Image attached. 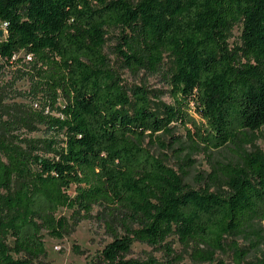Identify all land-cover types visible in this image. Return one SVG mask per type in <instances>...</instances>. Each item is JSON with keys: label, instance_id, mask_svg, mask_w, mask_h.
Masks as SVG:
<instances>
[{"label": "trees", "instance_id": "trees-1", "mask_svg": "<svg viewBox=\"0 0 264 264\" xmlns=\"http://www.w3.org/2000/svg\"><path fill=\"white\" fill-rule=\"evenodd\" d=\"M111 29L131 72L171 61L173 104L155 109L144 87H125L105 54ZM0 31V69L17 64L29 82L13 92L26 102L0 94V264H33L45 234L94 218L112 237L94 264H175L172 237L195 264H226L216 253L228 236L264 242V153L244 148L264 127V0H0ZM177 124L195 150L235 148L210 173L215 192L145 146ZM135 242L165 260L129 257Z\"/></svg>", "mask_w": 264, "mask_h": 264}, {"label": "rangeland", "instance_id": "rangeland-1", "mask_svg": "<svg viewBox=\"0 0 264 264\" xmlns=\"http://www.w3.org/2000/svg\"><path fill=\"white\" fill-rule=\"evenodd\" d=\"M241 29L235 28L233 36L230 39V44L239 43ZM118 36L120 30L111 29L107 35V43L105 54L108 58L109 65L114 69L120 79L123 81L127 89L135 86L144 87L148 96L152 101V106L155 109L162 110L163 105L173 104L171 97V88L168 83V78L172 69L170 60H165L161 69L156 73L142 70L133 73L128 70L122 61V57L117 51ZM14 59H21L27 62L30 57L24 52L18 53ZM1 63V62H0ZM4 68L0 69V94L8 96L6 103H20L23 98H15L14 91H25L29 88L27 79H16L17 64H3ZM12 87V89H11ZM11 89V90H10ZM26 102V101H24ZM31 137L40 138L43 136L41 132L33 133ZM159 141L154 139V142L146 140L145 146L155 156L165 160L166 164L181 173L184 169L185 174L183 179L186 185L196 190L207 189L215 192L220 184L219 181L210 179V173L213 167L218 164H227L236 162L238 159L235 148L227 147L217 151L204 152L195 150L187 136L185 128L179 124L174 125L173 136L158 135ZM244 148L248 152L261 151L264 153V127L260 130L257 138H254ZM101 211L100 207H94V215ZM68 215L69 212L66 211ZM256 229L260 228L257 223ZM112 240V237L107 233L105 223L96 218L84 220L79 223L75 231L63 239H54L47 234L44 236L47 255L34 261L33 264H94L100 255V252ZM167 241L172 242L173 248L177 254L182 255V260L175 264H195L191 256L192 250L184 249L177 238H169ZM232 243H236L238 248L247 252V255L242 264H250L263 257L264 242L260 244L256 240V236L246 233L244 236L230 235L227 237L225 247L217 251L216 258L223 260L226 264H236L234 261V249ZM156 257L164 261V253L160 248L151 247L145 243L135 242L132 246V252L129 257L144 259L147 257Z\"/></svg>", "mask_w": 264, "mask_h": 264}, {"label": "water", "instance_id": "water-1", "mask_svg": "<svg viewBox=\"0 0 264 264\" xmlns=\"http://www.w3.org/2000/svg\"><path fill=\"white\" fill-rule=\"evenodd\" d=\"M3 34V31H0V35H2Z\"/></svg>", "mask_w": 264, "mask_h": 264}]
</instances>
